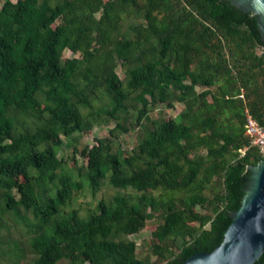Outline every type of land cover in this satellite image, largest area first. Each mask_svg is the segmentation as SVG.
<instances>
[{"label":"trees","instance_id":"obj_1","mask_svg":"<svg viewBox=\"0 0 264 264\" xmlns=\"http://www.w3.org/2000/svg\"><path fill=\"white\" fill-rule=\"evenodd\" d=\"M175 103L178 119L162 112ZM245 110L264 127V42L227 0L1 2L0 208L30 213V264H147L127 235L152 218L154 264L212 250L263 157ZM28 114L44 116L32 131ZM110 122L81 167L58 156L63 140ZM138 127L131 149L115 143ZM83 182L127 192L63 212Z\"/></svg>","mask_w":264,"mask_h":264},{"label":"rangeland","instance_id":"obj_2","mask_svg":"<svg viewBox=\"0 0 264 264\" xmlns=\"http://www.w3.org/2000/svg\"><path fill=\"white\" fill-rule=\"evenodd\" d=\"M14 1V0H13ZM2 0H0L1 5ZM259 52V50H258ZM63 54L67 58H72L77 56V53H73L68 49L63 51ZM117 72L120 77L124 78L123 69L117 67ZM98 103V102H97ZM182 105L180 103H175L174 108L163 109V113L170 114L174 118H179V110ZM151 117H155L158 114L157 109H152L149 112ZM44 116H35L33 114H28L24 116L25 121L22 127L32 131L39 124L43 122ZM113 126V123H102L92 124L89 132L85 134L75 133L69 140H63L61 146L58 149V156H64L68 159V165L73 168L74 161H77V166L81 167L84 162V157L82 155L83 150H88L92 145L97 144L98 138H103L108 136L109 129ZM141 132V127L138 129L131 130L126 133H120L117 135L115 143L120 145L123 149H131L137 141L138 135ZM74 148L78 150L74 152ZM74 158V159H73ZM75 168V167H74ZM77 179H81L76 175ZM22 179V178H21ZM18 178V180H21ZM126 193L127 191L123 189H117L109 185L108 182L102 183L100 188L93 193L91 188L86 182H83V187L77 191H73L72 202L64 207L63 212H68L71 208H77L78 213L81 216L86 215V213L91 210L97 209V200L99 198L109 199L116 193ZM1 206V205H0ZM25 214L27 217L21 216ZM17 215V216H16ZM27 223L32 221L29 212L23 208L18 207L17 212L3 211L0 208V264H30L34 258V254L30 251L28 239L34 234L33 226L27 225ZM156 224V218L149 219L146 225L140 229L138 232L127 235V238L135 242L136 253L139 258H145L147 264H154L156 262V256L151 254L150 251V238L153 225ZM118 238V236H116ZM62 251H66V246H62ZM13 252L24 257H19L17 254L13 258ZM57 264H72L68 258H61ZM84 264H88L85 262Z\"/></svg>","mask_w":264,"mask_h":264},{"label":"water","instance_id":"obj_3","mask_svg":"<svg viewBox=\"0 0 264 264\" xmlns=\"http://www.w3.org/2000/svg\"><path fill=\"white\" fill-rule=\"evenodd\" d=\"M256 17L264 42V0H227ZM240 206L229 212L231 222L221 242L210 251H197L180 264H254L264 251V156L248 165Z\"/></svg>","mask_w":264,"mask_h":264},{"label":"built area","instance_id":"obj_4","mask_svg":"<svg viewBox=\"0 0 264 264\" xmlns=\"http://www.w3.org/2000/svg\"><path fill=\"white\" fill-rule=\"evenodd\" d=\"M245 134L249 139L250 145L256 146L259 153L264 156V127L257 122L248 110H245ZM245 148L241 150L242 153Z\"/></svg>","mask_w":264,"mask_h":264},{"label":"flooded vegetation","instance_id":"obj_5","mask_svg":"<svg viewBox=\"0 0 264 264\" xmlns=\"http://www.w3.org/2000/svg\"><path fill=\"white\" fill-rule=\"evenodd\" d=\"M243 11V10H242ZM245 12H249V11H245ZM251 13V12H250ZM252 14V13H251ZM253 15V14H252ZM254 16V15H253ZM256 18V17H255ZM258 29V28H257ZM259 32V31H258ZM259 34H260V32H259ZM260 38H261V35H260ZM262 40V39H261Z\"/></svg>","mask_w":264,"mask_h":264}]
</instances>
